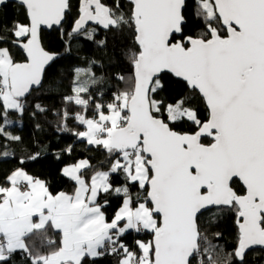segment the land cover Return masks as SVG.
I'll return each instance as SVG.
<instances>
[{
	"label": "snow or ice",
	"instance_id": "obj_1",
	"mask_svg": "<svg viewBox=\"0 0 264 264\" xmlns=\"http://www.w3.org/2000/svg\"><path fill=\"white\" fill-rule=\"evenodd\" d=\"M7 2L0 0V6ZM19 3L27 23L14 22L7 42L21 58L0 46L4 126L9 111L23 114V100L57 58L44 47L42 28L62 29L71 8L70 0ZM189 6L194 10L186 15ZM189 21L202 31L186 34ZM90 23L105 30L132 27L139 46L129 90L113 93L110 103L94 102L89 93L98 82L95 73L76 68L73 95L65 97L84 110L72 117L85 126L77 137L104 149L109 167L90 178L84 175L92 167L88 159L64 167L62 175L75 184L72 194H53L22 168L12 171L7 186L0 185V264H9L17 252L28 264H97L106 254L118 256V264H221L200 216L210 212V228L224 209L234 212L237 229L225 264H247L249 249L264 248V0H128L127 12L122 0H79L66 35L94 40ZM81 73L86 80L79 79ZM168 73L202 98L206 117L188 97L169 103L160 96L168 87L161 74ZM93 103L94 115L88 117ZM184 123L189 130L182 129ZM4 126L0 135L20 139L5 134ZM114 175L122 183L114 184ZM237 181L241 191L234 187ZM132 186L143 190L142 198L133 197ZM102 195L121 201L110 220ZM49 228L60 233L59 246L46 254L34 251L28 241ZM133 232H149L152 239H137L130 248L123 238ZM220 236L215 233L217 240Z\"/></svg>",
	"mask_w": 264,
	"mask_h": 264
},
{
	"label": "trees",
	"instance_id": "obj_2",
	"mask_svg": "<svg viewBox=\"0 0 264 264\" xmlns=\"http://www.w3.org/2000/svg\"><path fill=\"white\" fill-rule=\"evenodd\" d=\"M105 3H112V0H103ZM71 8L66 14L62 29L54 28L52 31H43L44 47L60 55L46 70L42 86L33 91L25 100L24 112L20 114L14 110L9 111L6 126L0 120V126H4L5 134L20 137L19 140L6 139L0 135V185L7 186V176L17 168L30 173L33 177L42 179L53 194L59 192L73 193L75 184L73 181L62 175V169L73 165L81 159H88L92 165L84 172L86 178H90L95 171L107 170L109 160L107 152L102 148L90 146L85 140L77 137L76 133L84 130L85 126L78 123L74 118L76 113L84 114L81 106L65 101V97L73 95V87L77 76L76 68L89 69L95 73L97 83L92 85L89 95L94 102L103 104L112 101V94L117 91L129 90L134 82L133 59L139 51V46L134 39V29L125 26L123 30H104L101 27H90L95 29L94 40H87L83 35L69 37L67 32L71 31L73 21L78 16L79 0H70ZM124 11H128V0H122ZM194 8L189 6L186 15H191ZM27 23L25 11L22 6L16 3H8L0 7V46H8L19 60L22 53L18 48L7 42L10 37L8 28L14 22ZM202 29L194 22L189 21L186 34L195 35ZM65 33V34H62ZM104 41V44H100ZM123 76L124 80L118 77ZM168 84L166 90L160 96L166 102L183 97L190 99L191 105L201 114L202 119L207 116V109L202 98L196 94L192 96L191 91L171 74H163ZM81 81L87 79L85 73L79 76ZM40 106L43 111L37 109ZM69 113V118L64 119V112ZM87 115H94V103L87 109ZM183 130H189V124L182 125ZM177 130H181L178 128ZM205 143L210 138H204ZM71 148V152L68 149ZM7 152V155L4 153ZM33 157H35L33 159ZM114 184L123 181L122 176L112 177ZM237 191H241V185L237 181L234 184ZM133 197L142 198L143 190L132 186ZM107 200L108 204L103 209L106 217L110 220L121 201L114 195H102L100 203ZM215 212V209H211ZM219 220L208 227L212 217L207 211L200 216V224L209 241L218 246L219 259L225 264L227 253L231 252L236 243L237 229L235 225L234 212L224 209L219 214ZM221 233L220 238H215V233ZM148 236H152L150 233ZM60 233L49 228L44 236H33L28 243L33 246L34 251L48 253L59 246ZM47 240L54 241L51 246ZM124 242L134 248L136 235L130 233L124 236ZM247 264H264V249H254L246 254ZM119 257L116 255H105L97 260V264H118ZM9 264H28L25 254L17 252L13 255ZM197 264V261H193Z\"/></svg>",
	"mask_w": 264,
	"mask_h": 264
},
{
	"label": "water",
	"instance_id": "obj_3",
	"mask_svg": "<svg viewBox=\"0 0 264 264\" xmlns=\"http://www.w3.org/2000/svg\"><path fill=\"white\" fill-rule=\"evenodd\" d=\"M8 3H16V4H19V5H20L19 0H8L7 4H8ZM20 6H21V5H20ZM0 7H2V6H0ZM68 12H69V11H68ZM68 12H67V13H68ZM67 13H66V14H67ZM65 19H66V17H65ZM64 22H65V20L62 22V24H64ZM96 26H98V25H95V24H91V23H90L88 27L90 28V27H96ZM99 27H101V26H99ZM54 28H57V27L54 26ZM54 28H53V29H54ZM101 28H102V27H101ZM53 29L42 28V32H43V31H49V32H50V31H52ZM57 29H60V28H57ZM102 29H103V28H102ZM104 30H105V29H104ZM46 50H47V49H46ZM48 51H49V50H48ZM50 52H51V51H50ZM52 53H53V52H52ZM56 54H57V53H56ZM59 57H60V55L58 54L56 59H58ZM52 63H53V62H52ZM52 63H51V64H52ZM51 64H50V65H51ZM48 67H49V66H48ZM48 67H47V69H48ZM47 69H46V70H47ZM133 73H134V71H133ZM169 74H170V73H169ZM161 75H163V74H161ZM43 80H44V79H43ZM42 84H43V81H42ZM42 84H41L40 86H35V87L33 88V90L31 91V93H30L29 95H27L25 99H27V98L33 93V91L39 89V88L42 86ZM25 99H24V100H25ZM205 212H207V211H205ZM205 212H204V213H205ZM254 249H264V248L259 247V246H254V247H252L251 249H249V250L247 251V253H248L249 251L254 250Z\"/></svg>",
	"mask_w": 264,
	"mask_h": 264
},
{
	"label": "crops",
	"instance_id": "obj_4",
	"mask_svg": "<svg viewBox=\"0 0 264 264\" xmlns=\"http://www.w3.org/2000/svg\"><path fill=\"white\" fill-rule=\"evenodd\" d=\"M25 171V170H24ZM27 172V171H26ZM28 173V172H27ZM29 175H31L30 173H28ZM32 176V175H31ZM33 177V176H32ZM35 178V177H34ZM36 179H39V178H36ZM39 180H41V181H43L42 179H39ZM69 194H72V193H69ZM57 231V230H56ZM150 233L149 232H144V234H142V232L141 233H135V235H136V240L137 239H140V240H143V241H145V242H147V241H149V240H151L152 239V236H151V238H150V236H148ZM135 240V241H136ZM135 247H136V245L134 244V248L133 249H135Z\"/></svg>",
	"mask_w": 264,
	"mask_h": 264
},
{
	"label": "rangeland",
	"instance_id": "obj_5",
	"mask_svg": "<svg viewBox=\"0 0 264 264\" xmlns=\"http://www.w3.org/2000/svg\"><path fill=\"white\" fill-rule=\"evenodd\" d=\"M88 117H92V116H88ZM82 131H85V128H84V130H82ZM82 131H80V132H82ZM81 139V138H80ZM83 140V139H82ZM103 171V170H102ZM44 181V180H43ZM45 182V181H44ZM46 183V182H45ZM142 234H144V232H142Z\"/></svg>",
	"mask_w": 264,
	"mask_h": 264
},
{
	"label": "flooded vegetation",
	"instance_id": "obj_6",
	"mask_svg": "<svg viewBox=\"0 0 264 264\" xmlns=\"http://www.w3.org/2000/svg\"><path fill=\"white\" fill-rule=\"evenodd\" d=\"M98 27V26H97Z\"/></svg>",
	"mask_w": 264,
	"mask_h": 264
}]
</instances>
